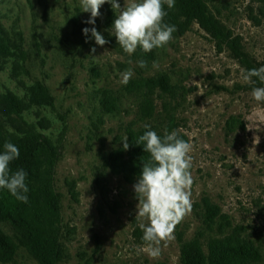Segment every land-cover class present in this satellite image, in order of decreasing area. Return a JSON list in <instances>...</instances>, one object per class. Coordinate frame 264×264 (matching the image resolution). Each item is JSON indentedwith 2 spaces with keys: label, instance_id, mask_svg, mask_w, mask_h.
Masks as SVG:
<instances>
[{
  "label": "rangeland",
  "instance_id": "rangeland-1",
  "mask_svg": "<svg viewBox=\"0 0 264 264\" xmlns=\"http://www.w3.org/2000/svg\"><path fill=\"white\" fill-rule=\"evenodd\" d=\"M118 2L123 8L125 0ZM207 2L229 34L225 41L182 18L167 46L129 56L112 34L118 13L108 3L95 23L108 41L101 47L83 34L93 25L83 23L90 13L80 0H0V24L11 35L23 33L29 53L26 71L0 55V94L27 101L41 82L55 99L53 108L32 106L23 116L39 125L43 143L61 148L59 264H181L189 244L206 256L239 247L254 256L247 264H264V103L252 97L264 82L241 76L264 66V0ZM126 70L133 76L125 85ZM148 130L161 137L175 130L193 145L192 210L157 259L144 251L139 225L147 221L137 215L133 187L145 164L144 143L137 142ZM211 205L219 213L207 223ZM16 244L14 260L0 264H40ZM226 254L217 264H240Z\"/></svg>",
  "mask_w": 264,
  "mask_h": 264
},
{
  "label": "trees",
  "instance_id": "trees-1",
  "mask_svg": "<svg viewBox=\"0 0 264 264\" xmlns=\"http://www.w3.org/2000/svg\"><path fill=\"white\" fill-rule=\"evenodd\" d=\"M180 6L179 10L165 7L167 24L178 26L182 18H187L201 24L217 40L225 41L229 38L225 27L211 14L207 0H181ZM0 55L16 58L20 68L26 71L29 53L25 48L23 33L11 35L0 24ZM154 84L161 87L158 82ZM37 88L39 92L31 95L27 101L14 93L0 94V153L4 152L5 142L18 147L19 157L10 163V174L23 169L27 173L26 184L29 188L27 203L18 201L7 189H0V224L10 226L14 233V237H10L0 226V261L4 263L14 260L16 241L40 264H59L63 256L60 242L62 202L61 194L55 187L61 148L43 143L44 136L39 125L29 122L23 116L24 111L32 106H55L49 87L38 82ZM150 161V154L145 151L144 163ZM218 213L216 206H208L205 221L212 223ZM226 252H232V256L238 257L240 264H247L254 258L239 247L224 250L219 255L214 252L206 256L189 244L182 249L181 264H217V260L228 257Z\"/></svg>",
  "mask_w": 264,
  "mask_h": 264
},
{
  "label": "clouds",
  "instance_id": "clouds-1",
  "mask_svg": "<svg viewBox=\"0 0 264 264\" xmlns=\"http://www.w3.org/2000/svg\"><path fill=\"white\" fill-rule=\"evenodd\" d=\"M80 3L82 12L90 13V17L83 23L93 25L91 28H83V34L86 38L90 34V38H94L95 43L101 47L108 41L97 31L95 23L96 18L102 15L100 10L106 3L118 13L113 22L112 34L129 56L137 48L149 53L167 46L173 40L176 28L164 23L167 15L164 6L167 5L168 9L174 8L175 0H125L123 8L118 0H80ZM91 51L95 52V48ZM139 64L140 67L146 66L144 61ZM121 75V83L126 85L133 72L126 70ZM241 76L248 84L254 83L253 77L264 82V66L242 70ZM252 97L256 102L264 103V87L253 88ZM145 128H149V125H145ZM140 142L144 143V151L150 154L151 161L143 165L139 179L133 186L138 200L137 215L147 221V224L141 222L139 225L143 230L144 251L151 258L157 259L161 255V245L166 247L175 238L176 227L192 210L193 145L180 138L175 130L171 133L165 130L163 137L156 131H145L137 143ZM3 147L4 152L0 153V189H7L18 201L27 203V173L19 169L10 174L9 165L18 159L19 149L11 142H5ZM123 148H129L127 136L123 140Z\"/></svg>",
  "mask_w": 264,
  "mask_h": 264
}]
</instances>
